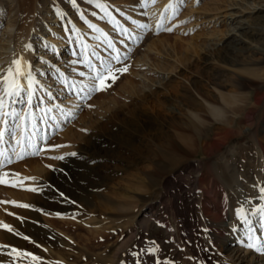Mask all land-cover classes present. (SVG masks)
I'll list each match as a JSON object with an SVG mask.
<instances>
[{"label": "rangeland", "instance_id": "obj_1", "mask_svg": "<svg viewBox=\"0 0 264 264\" xmlns=\"http://www.w3.org/2000/svg\"><path fill=\"white\" fill-rule=\"evenodd\" d=\"M29 1L17 0L18 3L21 2V5ZM8 2L9 0H0V16H5L7 13L8 5H10ZM37 2L40 8H34L27 16V21L23 20V24L31 28L28 42L34 45L32 47L34 50H29V53L34 68L36 67L35 71L38 70L37 65L41 64L40 67L45 69L43 72L46 74L43 76H48L46 82L53 79L52 84L55 88L49 90L48 85L41 82L42 73L35 72L31 106L25 103L14 105L21 115L32 112V120L30 118L26 121L28 125H31L32 121L34 131L32 132L30 128L31 142L40 150L39 153L32 155L34 149L27 148L28 154L23 159H18L13 153V148L16 152L20 149L9 135H5V143L0 144V151L6 147L7 150L4 152L12 157V163L0 167V173H9L6 179L13 182L21 181L17 187L0 184V254L11 255L12 259L5 261L0 258V264L192 263L194 256L188 257L189 253L182 245L184 241H180L171 231L169 222L171 215L166 204L171 190L177 194L182 192L185 200H188L186 194L188 187L192 186L189 177L192 170L181 171V176L178 178L176 176L168 178L165 188H162L163 191L157 192L148 200L118 199L113 195L114 193L109 194L108 190L114 192L122 190L126 184L136 186V178L154 173L156 166H151V161L157 158L164 160V154L172 149H179L182 159L188 158V150L193 158L204 159L203 168L207 182L215 178L212 170L213 160L205 157L202 149L199 151L198 144L188 143L187 123L192 122V111L200 110L197 100L201 102V100L204 101L203 97H207L214 101L216 99L214 94L219 89L227 90L230 84L235 85L242 94L248 93V96L250 91L253 94L263 93L264 80L261 75L264 73V55L255 50V47L264 46V0H184L174 16L171 11L166 21L159 23L158 31H152L154 20L148 13L149 0H101L107 5L110 16L96 8L94 4H89L88 0H76L75 5L71 3V0H37ZM161 2H165V5L170 3L165 0ZM132 12L139 17L138 22L131 15ZM112 15L116 16L115 20H111ZM162 17L164 18V15ZM33 22L34 24L36 22L38 26L34 24L31 26ZM138 23L146 24L148 27L139 28ZM89 24L94 27H89ZM119 24L127 25L125 32L118 31ZM103 26L107 32L101 30ZM97 27L101 31H96ZM168 28H171V31H167ZM135 30L139 32L137 40L126 42L125 40L130 39L129 33H126L129 31L133 33ZM97 35L99 40L96 39ZM159 36L165 40L169 36L166 41L168 45L161 47L164 48L162 50H165V54L160 56L159 61L156 60L160 76L150 80L153 87L158 90L146 103L151 112L161 115L153 130V134L157 136L151 137V134L146 136L140 133L133 147L122 144L123 146L116 151L102 152L107 154L95 161L97 162L95 165L98 164L109 178L106 182L108 186L98 189L104 195L109 194L108 199L112 203L105 204L100 197L89 194V192L92 193V187L87 180L91 178L89 170L88 174L87 171H83L84 168L78 161L73 163L71 160L79 157L77 153L86 152L84 148L86 138L92 132H99L106 136L108 130L103 125L110 120L118 126L124 125L117 115L127 113L131 107L139 105V101L143 100L149 88L146 91L143 90V85L135 74L137 70L135 63L138 56L142 54L139 51L140 46L146 47L144 41L149 43ZM44 38L65 41L64 45L63 43L57 45L62 46V49L66 51L64 59L59 60L60 57L57 58V52L50 45H46V51H40L39 46ZM85 38L90 39L93 45H86L87 48H85V44L82 43ZM219 39L222 40L218 41ZM51 40L48 43L54 42ZM108 41H111L115 50L108 47ZM49 50H51L50 53ZM117 51L122 58V64H115L112 60ZM40 54H44L46 59L39 61ZM152 55L154 57L155 54ZM84 60L91 61L98 68L102 62L110 61L115 67L127 66L128 70L117 73L118 78L115 82L109 81L110 87L106 90L98 91L89 97L85 95L86 88L83 92L80 91L83 85L89 83V76L92 74L83 63ZM245 67H251L253 70L251 76L243 72ZM63 72L67 73L71 84L74 83L77 90L72 84V90L67 95H57L58 92L54 91L65 85L61 75ZM80 72H84L85 75L80 76ZM132 78L134 86L129 84ZM165 82L168 83L165 84ZM197 89H202L204 93L199 94ZM253 99L250 96L248 98L250 102H253ZM255 110V122H258L259 135L264 140V101L257 104ZM200 111L203 112V110ZM45 113L47 118L43 122ZM8 119L10 124H21V120ZM247 125L242 123L241 129H246ZM239 130L240 127L237 126L235 131L229 134L223 149L227 147L235 149V164L240 171L245 172L247 167L251 169L255 165L257 146L249 135L241 134ZM28 133L29 131L26 133V130L25 132L16 130L17 137L21 134L27 137ZM25 143L27 145V141ZM185 152L187 155H184ZM70 153L76 155H69ZM57 156H63L64 160L52 159ZM27 161L30 163L18 167L19 163ZM37 164L39 168L43 167L42 171V168L39 170L38 167L36 168ZM88 168L85 167V169ZM163 170L165 174V169ZM50 173L55 174L53 180L48 179L47 175ZM12 174H19V176ZM158 174L157 172L156 176ZM157 179H160V175ZM215 185L218 190V200L222 199L220 202L224 203L226 198L224 186L217 179ZM30 188H38L40 191L27 190ZM50 189L63 197H68L71 192L80 196L86 192L87 197L91 195V199L70 200L73 207L68 211L57 212L62 216L57 218L62 221L53 225L47 220L49 213L53 211L44 210L46 208L34 202L32 197L26 200L21 199L24 197L23 194L30 196L38 194L47 200ZM4 201L9 203H3ZM12 201L17 204H27L30 207H18L11 203ZM119 201L121 207L113 206V203L119 204ZM180 203L183 204L181 201ZM140 208H145L144 215L138 219L136 213ZM32 210H37L41 214L42 227L46 231L52 230L50 241L43 236L44 234L41 238L40 235L37 236L26 228L27 222L29 224L35 222V218L30 214ZM213 213L215 212L210 214L212 218ZM146 214H154L160 221L148 219ZM145 218H147V226L142 227L140 220ZM65 220L70 223L63 222ZM215 223L218 226L222 222L216 220ZM4 224L9 225L12 231L6 230L3 227ZM135 232L137 236L132 237ZM4 233L28 237L30 243L22 246L15 241L5 239ZM215 234L218 237L216 228ZM88 237L91 239L88 240ZM183 238L180 236V239L183 240ZM68 240L71 241L70 245L67 244ZM46 241L52 245H47ZM125 241L130 242L127 243L128 245H122ZM13 248L30 252L40 257V260L34 262L30 257H17L15 253H12ZM209 260L205 264H220L217 259Z\"/></svg>", "mask_w": 264, "mask_h": 264}, {"label": "bare ground", "instance_id": "obj_2", "mask_svg": "<svg viewBox=\"0 0 264 264\" xmlns=\"http://www.w3.org/2000/svg\"><path fill=\"white\" fill-rule=\"evenodd\" d=\"M161 1L154 0L153 2V0H149L150 4L148 5V13L154 20L152 31H158L160 27L159 25L162 22L166 21V17L168 18L171 15V10H166L168 5H165L166 3ZM165 1L171 2L170 0ZM8 3H10V5H8L7 13L5 14V16H0V25L4 22L3 25L0 26V76L6 75L7 69L12 66V61L16 59H22L23 62H27L30 65V70L33 76L36 72V67L34 68V65L32 63L33 60L32 57H30L29 50H34L32 49L34 45H32L31 41V44H29L28 42L31 28L27 26V24H23V20L27 21V16L30 14V12L34 8H40V5L38 4L37 0H30L28 3H24V5H21V2L18 3L17 0H9ZM133 13L134 12H132L131 15H133V17H135V21L138 22L139 17H137ZM163 15L164 18L162 17ZM115 17L116 16L112 15L111 20H115ZM33 24L34 22L31 24V26ZM34 26H38L36 25V22ZM121 26L122 25L119 24L118 31L123 33L126 31L127 25L125 24V27L122 26V28ZM32 29H34V27ZM101 30L106 31L107 29L105 30V27L103 26V29ZM128 33L130 39L126 38L127 40L125 41L128 43L135 42L139 36L138 30H135L133 33H130L129 31L126 34ZM97 36L98 37L96 39L99 40V35ZM168 37L169 36H167V38ZM167 38L165 40V38H160L159 36L157 39H153L149 43H146L144 41L146 47L143 48V46H140L139 48V51L142 54L136 59L135 66L137 67V70L135 71V74L140 79V82L143 85V90L146 91V89L149 88V91H146L147 93L143 97V100L139 101V105L131 107L128 112L124 113L123 115H117L119 121H121V123H123L124 125L118 126L116 125V123H112L113 120H110L108 123H105L103 125V127L108 130L106 136L99 132H92L86 138V146L84 147L86 152H84V154L77 153L79 157L76 159H72L71 162L75 163L78 161L79 164L82 165L80 166L84 168L83 171H87L86 173L88 174L90 172L89 175H91V178H87V180L89 186L92 187V193L89 192V194L100 197L102 202L105 204L111 202L108 199V196L111 193H114L113 195L117 196L118 199L136 200L140 198L143 200H148L154 197L157 192H160L162 190L164 185L168 182V178L172 176H176L178 178L179 176H181V171H186L188 169L192 170L191 173H189L192 186H189L187 194L185 193L186 196H188V200H185V196L184 194H182V192L177 194L171 190V192L169 193V199H167L166 201L171 215L169 221L171 223V231L177 235L180 241H184L182 245L185 246L186 252L189 253L188 257L191 258L192 256H194V260L190 264H205L207 263V261H210L209 259H217L220 264H264V254L257 253L254 250H250L243 246V243L251 242L248 240V237L246 235L248 225L238 223L236 217V210L238 209L240 203L243 202L246 197H255L257 195V189L253 186L257 184L264 185V140L262 136L259 135L260 129H258V122H255V106L264 101V91L263 93L256 94H253V92L250 91L249 96L252 97V99L254 98L253 102H250L248 100V93L242 94V92H240L235 85L230 84V87L227 90L219 89L218 92L214 94V96L216 97L214 101L213 99L209 100L207 97L203 96L202 97L204 101L201 100V102H199L197 100V106L200 110H203V112H201L200 110L192 111V122L189 124L187 123L186 127L188 130L187 139L189 144H198L199 151L200 149H202L205 153V157L213 160L212 170L214 171L213 173H215V178L212 179L211 177L212 180L210 182H207L206 180V175L203 168L204 159L202 160L193 158L189 150L188 155L187 152L184 153V155H187L188 158L186 157L182 159L179 154V149H172L171 151L164 154V160H162L161 158H157L156 160L151 161L150 165L153 167L156 166L157 171L155 168L154 173L152 172L151 174H148L146 176L136 178V186L126 184L124 186V189L115 192L108 190L109 194L105 195L103 192L98 191L99 188H105L108 186L106 182L109 179L108 175L104 174L102 169L99 168L98 164L95 165L97 163L95 162L96 160H99L100 157L102 158L107 154H102V152H106L107 150L116 151L121 146H123L122 144L126 146L130 145L133 147V144L136 140H138V134L140 133H144L146 136L147 134H151V137L153 135L157 136V134H153V130L158 124L161 115L159 114V116L151 112L146 103L149 102V97H151L153 93L158 90L153 87L154 85L152 82H150V80H154V77L160 76L156 60L159 61L160 56L165 54V50H162L164 48L161 47H166V45H168V42H166ZM50 40L51 38H44L39 46L40 51H46V45H50L57 52V58L60 57L59 60L64 59V53L66 51L62 49V46L57 45L59 43H63L64 45L65 41H56L52 39L51 41L54 42L50 44L48 43V41ZM89 40L90 39L85 38L82 43L85 45H91L92 43ZM220 40L222 39H219L218 41ZM255 50H258L259 53L264 55V46L255 47ZM48 52L50 53L51 50H49ZM152 54H155L154 57ZM39 57L41 58L39 61L46 59V56H44V54H40ZM40 65L41 64L37 65V69L39 70H37V72L42 73V75L40 76L41 82L47 84L50 90L54 87V85L52 84L53 79L48 80L51 84L49 82H46L48 76H43L46 75L45 72H43L45 71V69H42V66L40 67ZM57 66L60 67L59 65ZM252 71L253 70L251 69V67H245L243 70V72H246L248 76H251ZM61 75L63 77L65 85L63 86V88L54 91L58 92L57 95H67V93L72 90V84L73 88L77 90L76 85L74 83L71 84L69 80L70 77L66 72L61 73ZM261 77L264 80V73L261 75ZM133 80V78L130 79L129 84H132L134 86ZM22 83L26 82L22 81ZM166 83L168 82H165V84ZM194 86L196 87V85ZM198 92L199 94L204 93L202 89L198 90ZM30 114L31 115L28 119L31 118L32 120V112H30ZM44 117L45 118H43V122H45L47 118L46 113L44 114ZM20 123L22 125H26V133L27 131H29L27 135L31 136L30 132L34 131L32 121L31 125H28L27 121L23 120H21ZM242 123L248 124L246 129H241ZM237 126L240 127L239 131L241 132V134L243 133L244 135H249V137L253 139L257 146V153L254 159L255 165L251 169L247 167L245 172L243 170L240 171L238 165L235 164V149L231 147H227V149L225 150L223 149V147L227 143L229 134L233 133L235 131V127ZM2 127H4L3 124ZM5 150H7L6 147H4L3 151ZM34 161L37 162L35 159ZM30 162H32V160ZM30 162L27 161L19 163L18 167L29 164ZM84 166L89 168L85 169ZM37 167L38 164L36 165V168ZM159 167L160 169H158ZM41 168L38 167L37 169H41L42 171L43 167ZM163 169H165V174ZM157 172L159 173L158 176H156ZM54 175V173L48 174V179L53 180ZM159 175L160 179H157ZM162 175L164 177H162ZM94 178L97 180H93ZM216 179L221 182L222 186H224L223 190L226 193L224 203L220 202L222 199L220 201L218 200V190L217 188H215ZM48 194L49 196L47 200H44L38 194L35 196L23 194L24 197H21V199L26 200L29 197H32L34 202L42 204L46 208L44 210L53 211L49 213L48 217L46 216L47 220L50 221L53 225H56L57 222L62 221L57 218V216H61L57 212L68 211L73 207V203L70 200H78L83 198L87 200L91 197V195L90 197H87L86 192H84L81 196L77 193L71 192L70 194H68V197H63V195L56 193L52 189H50V192ZM180 201L183 202V204L180 203ZM258 203H264V201H257L255 199L252 200L253 206L257 205ZM113 206L119 208L122 205L119 201V204L113 203ZM144 209L145 208H140V210L136 213V217L138 219H140V216L144 215ZM32 211L29 212L35 218V222H30V224L27 222V227H25L28 228L30 232L33 231L32 233L37 236L40 235L41 237L44 234L43 236L46 237L47 240H49L52 235L50 233L52 232V230L46 231L45 228L42 227L43 223L41 214L37 212V210L33 212ZM212 212H215L213 213V218L210 216ZM146 217L153 220L159 219L156 218V215L154 214H146ZM146 219L147 218L140 220V225L142 227L147 226ZM257 219L258 218L256 217L253 218V227L255 230L254 234L260 242H264V228H262L261 225L256 222ZM216 220L221 221L222 223H219V225L217 226V224L215 223ZM159 221L160 219L158 220V222ZM63 222L70 223V221L66 220ZM168 225L169 223L167 224V226ZM215 228L218 231V237H216ZM3 235L5 239L15 241L22 246L28 245L30 243L28 239L26 240L23 237L17 236L16 234V236L10 233H4ZM133 236H137V232L133 233L132 237ZM180 236L184 237L183 240L180 239ZM87 239L90 240L91 238L88 237ZM69 240L67 241L68 245L71 244V241ZM129 242L125 241L122 245H128ZM48 243L49 242L46 241L47 245H52ZM0 258L2 260L9 261L11 259V255L0 254Z\"/></svg>", "mask_w": 264, "mask_h": 264}, {"label": "snow or ice", "instance_id": "obj_3", "mask_svg": "<svg viewBox=\"0 0 264 264\" xmlns=\"http://www.w3.org/2000/svg\"><path fill=\"white\" fill-rule=\"evenodd\" d=\"M154 2V0H153ZM184 0H172L169 3L166 10H171L173 16L177 13L179 6L183 4ZM73 5L76 4V0H71ZM89 4H94L96 8L103 11L106 15L110 16L108 12L107 5L101 0H88ZM95 15V13H93ZM83 18V14H81ZM89 27H94V25L89 24ZM140 28H147L148 25L140 24L138 25ZM167 31H171V28L166 29ZM96 31H101L100 29H96ZM108 47L114 49V45L111 41H108ZM30 47V46H28ZM85 48L87 46L85 45ZM115 50V49H114ZM95 54V53H94ZM126 59V57L124 58ZM112 60L115 61V64H122V58L117 51V54L112 57ZM83 63L87 65L90 72L92 73L89 76V83L83 85L80 91H84L87 89L85 93L86 96H91L92 94L98 91H104L108 87H110L111 82H115L118 78L117 73L127 72V66L115 67L113 63L110 61H104L99 66V68L91 63L89 60H84ZM80 76H84V72L79 73ZM33 76L30 70V65L27 62H23L22 59H16L12 61V66L7 69L6 75L0 76V122L4 125V127H0V144L5 143L4 137L5 135H9L11 140L15 142V145L19 147L20 151L16 152V149L13 148V153L18 159H23L25 155L28 154L27 148H33L34 151L31 153L32 155H36L39 153V149L35 148V145L31 142L30 136L20 135L17 137L16 130H21V132L26 130V125L22 124H10L9 119L11 118L13 121L16 120H28L30 113L27 115H21L20 112H17L14 105L19 103H25L29 106L32 104V99L34 95L33 90ZM22 81L26 83H22ZM51 111V109H49ZM27 141V145L26 142ZM69 155H76L75 153H70ZM0 167H3L5 164L12 163V157L8 156L4 151H0ZM52 159H64L63 156L52 157ZM14 176H19V174H12ZM9 176V173H0V184L9 185L12 187H17L21 181L13 182L6 177ZM24 179H34V178H24ZM257 189V195L255 197H246L243 202L240 203L238 209L236 210V217L238 223L248 225V230L246 231V235L248 240L251 242L243 243V246L254 250L257 253L264 254V242H260L258 238L255 236L254 227H253V218H258L256 222H258L262 228H264V203H258L257 205H252V200L255 199L257 201H264V185L257 184L253 186ZM32 192L40 191L38 188H30L27 189ZM3 203H9L4 201ZM15 206L28 208L30 207L27 204H17L15 201H12ZM3 227L12 231L11 227L7 224H4ZM24 239H28V237H24ZM12 253H15L17 257H30L32 261H39L40 257L33 255L30 252H22L13 248Z\"/></svg>", "mask_w": 264, "mask_h": 264}]
</instances>
